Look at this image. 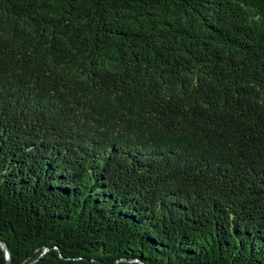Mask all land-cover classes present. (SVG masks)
Wrapping results in <instances>:
<instances>
[{"label":"trees","instance_id":"obj_1","mask_svg":"<svg viewBox=\"0 0 264 264\" xmlns=\"http://www.w3.org/2000/svg\"><path fill=\"white\" fill-rule=\"evenodd\" d=\"M0 240L264 264V0H0Z\"/></svg>","mask_w":264,"mask_h":264},{"label":"water","instance_id":"obj_2","mask_svg":"<svg viewBox=\"0 0 264 264\" xmlns=\"http://www.w3.org/2000/svg\"><path fill=\"white\" fill-rule=\"evenodd\" d=\"M0 244L2 245L4 251L6 252L7 259L9 261V263L11 264V262H12L11 261V252L9 250L8 245L4 241H2V240H0Z\"/></svg>","mask_w":264,"mask_h":264}]
</instances>
